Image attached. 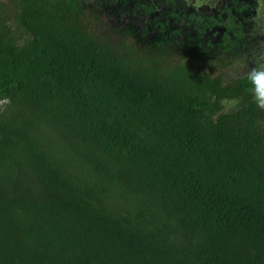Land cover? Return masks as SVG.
<instances>
[{
    "label": "trees",
    "instance_id": "1",
    "mask_svg": "<svg viewBox=\"0 0 264 264\" xmlns=\"http://www.w3.org/2000/svg\"><path fill=\"white\" fill-rule=\"evenodd\" d=\"M148 9L0 1V264H264L240 35L173 29L174 7L143 27Z\"/></svg>",
    "mask_w": 264,
    "mask_h": 264
},
{
    "label": "flooded vegetation",
    "instance_id": "2",
    "mask_svg": "<svg viewBox=\"0 0 264 264\" xmlns=\"http://www.w3.org/2000/svg\"><path fill=\"white\" fill-rule=\"evenodd\" d=\"M135 1L144 2L149 7V11L141 17L144 21L143 27L150 20H155L153 18L166 14L174 7V15L170 19L173 29L190 30L196 36L201 33L208 35L204 42L210 39L215 45L222 42L226 35L231 38L234 35H240V44L233 45V51L240 54L233 63H239L241 59H244L248 51L256 45V39L258 41L261 39L264 25V0H199V7H196L198 0H128L127 6H124L121 0H112L115 8L111 9L113 13L109 15L118 14L116 16H119L121 7L132 9ZM159 8L164 12L159 14ZM164 18L166 17L158 18V20L165 22L166 20L162 21ZM149 29L152 28L149 27Z\"/></svg>",
    "mask_w": 264,
    "mask_h": 264
},
{
    "label": "rangeland",
    "instance_id": "3",
    "mask_svg": "<svg viewBox=\"0 0 264 264\" xmlns=\"http://www.w3.org/2000/svg\"><path fill=\"white\" fill-rule=\"evenodd\" d=\"M0 1H4L7 2L8 0H0ZM122 2H124V6H127V4L129 3L128 0H121ZM97 2L100 3L102 10L104 12H106L107 14L109 13H113L111 11L112 8H115V5L112 4V0H97ZM138 3V1H135L134 5H136ZM104 8H109V10H104ZM134 8V7H133ZM121 12H125L126 9L124 7L120 8ZM122 9L124 11H122ZM160 12L159 14H161L162 12H164L161 8H159ZM145 14V13H144ZM255 46L251 51H248V53L245 55L244 59H241V61L239 63H235L231 69V71H228L229 76H239L241 74H245V73H249L252 70H260L262 68H264V25H263V29L261 31V39L258 41L256 39L255 42ZM228 107L232 106V103L227 104Z\"/></svg>",
    "mask_w": 264,
    "mask_h": 264
},
{
    "label": "clouds",
    "instance_id": "4",
    "mask_svg": "<svg viewBox=\"0 0 264 264\" xmlns=\"http://www.w3.org/2000/svg\"><path fill=\"white\" fill-rule=\"evenodd\" d=\"M199 0L196 7H199ZM248 80L252 85L253 99L259 108L264 109V68L252 70L248 74Z\"/></svg>",
    "mask_w": 264,
    "mask_h": 264
}]
</instances>
